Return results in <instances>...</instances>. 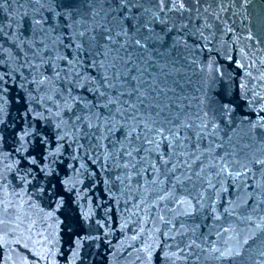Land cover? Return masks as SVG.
Masks as SVG:
<instances>
[{"label":"water","instance_id":"obj_1","mask_svg":"<svg viewBox=\"0 0 264 264\" xmlns=\"http://www.w3.org/2000/svg\"><path fill=\"white\" fill-rule=\"evenodd\" d=\"M67 3L0 0V264H264V0Z\"/></svg>","mask_w":264,"mask_h":264},{"label":"snow or ice","instance_id":"obj_2","mask_svg":"<svg viewBox=\"0 0 264 264\" xmlns=\"http://www.w3.org/2000/svg\"><path fill=\"white\" fill-rule=\"evenodd\" d=\"M119 3H126L127 0H117ZM161 3H163V0H160ZM89 3H91V0H89ZM183 7V3H181V8ZM67 12L65 19L66 20H71L73 11L78 10L77 9V0H68V3L66 5ZM122 27L118 33H116V36H127L129 32L135 31L138 27V21H133V18L131 16H124L122 17ZM36 24H39L40 21H35ZM91 31L94 33L89 40L87 41L88 43V48L84 47V43L82 42L81 45L78 46V58H79V53L80 50L83 49V52L87 54L88 57L91 59L89 60V63L92 65V67H101L104 70V75L101 78V84L105 89H112L113 92H116L117 88V82H120L121 86L126 84L129 80L133 82V86L131 91L125 93L123 91L116 92L117 97H122L124 95L132 96V95H137L138 99L144 95V93L141 91L140 86L136 83L137 78L132 75V72L135 70L132 67H129L131 64V59H127L124 61V68L127 69L126 72L120 71L117 69L116 61L113 60L112 63L109 65L106 63L108 57L111 55V50L116 44V40L113 39V34H112V29L108 28L104 25H101L99 29V35H96V29L92 28ZM81 37L87 36L86 31H82L79 33ZM249 39H251V36H249ZM127 44V41L124 42V44L121 45V47H124V45ZM134 44L140 48H147L146 43H142L140 39H136L134 41ZM89 48L91 51H89ZM99 58V60H98ZM111 72V75H108L107 73ZM97 94L102 97L105 100L104 105H99L100 107H106L110 108L114 105H119L120 100L118 98H113L108 96L106 91H100V89H97ZM141 103L143 101L141 100ZM129 107H135V105H129ZM226 107V106H225ZM90 128L92 127L91 124L88 125ZM147 127V125H145ZM121 128H123V125H121ZM112 129L109 128V131ZM132 131H136L135 128L132 129ZM125 137H130L131 132H125L124 133ZM158 135L163 136V131L160 130L158 132ZM177 138H179L177 136ZM137 139H139V135H137ZM166 140L167 137H164ZM148 143H152V141H148ZM170 148L174 149L175 148V143L170 141L169 142ZM131 155V153H129ZM198 159V157H197ZM161 160L163 163L167 164L168 161L164 160L163 157H161ZM258 163L264 164V161H258ZM227 164H224L222 167V171H227ZM173 168H175V165H173ZM246 242V241H245ZM231 250H229L228 253H221L222 256L224 255H230ZM239 253L237 252V255Z\"/></svg>","mask_w":264,"mask_h":264}]
</instances>
